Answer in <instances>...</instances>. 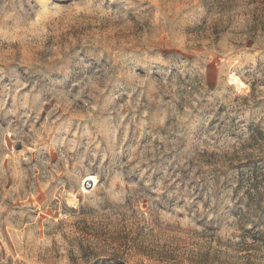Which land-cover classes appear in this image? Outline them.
Segmentation results:
<instances>
[{"label":"rangeland","instance_id":"374dc122","mask_svg":"<svg viewBox=\"0 0 264 264\" xmlns=\"http://www.w3.org/2000/svg\"><path fill=\"white\" fill-rule=\"evenodd\" d=\"M0 264H264V0H0Z\"/></svg>","mask_w":264,"mask_h":264}]
</instances>
